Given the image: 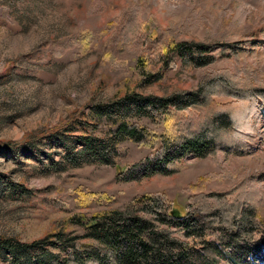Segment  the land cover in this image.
<instances>
[{"label":"rangeland","instance_id":"rangeland-1","mask_svg":"<svg viewBox=\"0 0 264 264\" xmlns=\"http://www.w3.org/2000/svg\"><path fill=\"white\" fill-rule=\"evenodd\" d=\"M171 37L227 42L244 50L226 48L204 67L178 59L158 73L155 41L170 43ZM219 75L242 87L264 88V0H0V236L30 242L73 215L89 218L147 193L163 192L173 206L184 208L192 195L188 186L205 176V191L235 187L233 198L241 191L263 193L264 108L258 116L246 108L232 109L228 104L236 100L223 91L213 99L220 111L229 112L238 131L220 137L248 145L243 153L217 149L201 158L188 155L174 162L172 173L144 176L137 171L126 179L129 165L156 153L164 131L176 130L165 118L118 112L147 129L142 141H115L114 164L54 165L65 148L49 135L76 117L85 119L88 105L130 89L157 96L193 90ZM192 112L195 121L202 114ZM189 114L177 112L176 120L191 119ZM94 134L109 137L104 127ZM69 148L75 152L79 144L71 142ZM14 186L28 193L12 192ZM9 258L0 253V264ZM238 264H264V249Z\"/></svg>","mask_w":264,"mask_h":264},{"label":"trees","instance_id":"trees-1","mask_svg":"<svg viewBox=\"0 0 264 264\" xmlns=\"http://www.w3.org/2000/svg\"><path fill=\"white\" fill-rule=\"evenodd\" d=\"M171 39L170 43L168 39L155 41L159 51L152 57L160 64L158 73L178 59L185 65L204 67L226 48L236 53L244 50L221 41L208 44ZM218 47L222 49L215 54ZM130 90L121 97L88 105L87 113L82 111L85 119L76 117L69 127L49 135L65 148L54 165L65 168L84 163L114 164L119 153L115 141L139 142L147 133L141 124L117 115L123 112L150 119L165 118L177 131H164L159 150L141 163L129 165L125 178H133L137 171L144 176L169 174L175 170L174 162L185 156L201 158L217 149L243 153L248 147L225 142L220 137L224 131L238 130L229 112L218 109L213 99L218 91L234 97L236 102L228 104L232 109L246 108V113L258 116L264 108L263 87H242L235 79L221 75L200 81L193 90L163 96ZM185 110L191 117L195 116L192 112L195 110L202 114L197 115L196 121L184 116L176 120L177 112ZM100 127L109 134L108 139L94 134ZM71 142L79 144L75 152L69 148ZM206 181L207 176L200 177L188 186L192 195L184 208L173 206L163 192L137 195L122 208L98 212L89 218L69 217L66 224L79 227L80 232L67 230L63 223L52 233L30 242L0 236V253L10 257L8 264H220L223 260L238 264L249 254L264 249V192L255 190L246 195L241 191L233 198L235 187L205 191ZM12 192L25 195L28 189L14 186Z\"/></svg>","mask_w":264,"mask_h":264}]
</instances>
